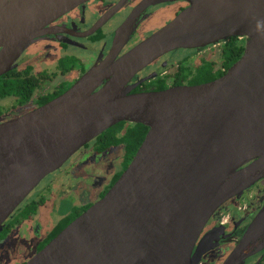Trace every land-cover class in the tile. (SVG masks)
Returning <instances> with one entry per match:
<instances>
[{"label":"water","instance_id":"obj_1","mask_svg":"<svg viewBox=\"0 0 264 264\" xmlns=\"http://www.w3.org/2000/svg\"><path fill=\"white\" fill-rule=\"evenodd\" d=\"M90 0H0V76L65 13ZM176 0H147L172 2ZM172 22L111 55L47 105L0 125V234L27 197L119 123L149 128L128 168L97 203L27 264H199L196 244L225 202L264 178V0H181ZM245 37L242 57L212 82L133 94L129 82L178 49ZM264 247V208L224 264Z\"/></svg>","mask_w":264,"mask_h":264},{"label":"flooded vegetation","instance_id":"obj_2","mask_svg":"<svg viewBox=\"0 0 264 264\" xmlns=\"http://www.w3.org/2000/svg\"><path fill=\"white\" fill-rule=\"evenodd\" d=\"M146 1L90 0L47 25L45 32L22 53L11 69L0 76V125L38 110L65 94L95 64L101 63L111 55L117 32L125 24L132 21L133 32L116 59L121 58L172 22L190 6L188 2L181 0ZM229 43H232L236 49L234 53H230V57H236L240 55V50L243 49L244 53L247 38L233 37L205 47L178 49L165 54L141 70L129 82L128 85L133 86L131 93L162 92L176 87L197 86L223 77L233 66L229 67L227 63V44ZM207 65L209 68H206ZM202 70L206 74L200 75ZM217 75L219 77L215 78ZM209 78L215 79L196 83L198 80ZM91 143L77 152L60 170L47 176L38 185L24 201V203L27 201L28 205L8 220L0 234V241L10 237L18 227L33 223L35 236L33 241H39L35 254L37 255L70 223L105 196L115 184L113 180L119 171L112 173L111 176L103 173L102 160L111 157L110 166L107 168L112 167L119 155H123V149L118 147L97 153ZM79 154L81 155L78 161L81 164L78 175L100 182L97 196L94 199L87 196L84 200L81 193L77 191V187L67 185L66 193L63 197L60 196L62 197L60 201L70 196L73 202L72 211L62 215L52 231L44 236L42 224L37 220L38 211L49 206V197L53 195L52 188L44 183L49 178L57 176ZM30 204L36 212L26 217L30 213L26 212ZM263 208L264 178L244 190L240 196L225 202L213 214L195 247V252L199 248L202 254L199 264H224ZM65 220H69V223L55 237H52L58 226ZM14 249L12 246L8 249L11 261H14ZM30 260H26L24 264ZM243 264H264V247L248 257Z\"/></svg>","mask_w":264,"mask_h":264},{"label":"rangeland","instance_id":"obj_3","mask_svg":"<svg viewBox=\"0 0 264 264\" xmlns=\"http://www.w3.org/2000/svg\"><path fill=\"white\" fill-rule=\"evenodd\" d=\"M80 155L81 154L77 155L74 160L68 163V165H66L57 176L49 178L44 183V185L48 184L53 192V195H50L49 197V206L38 211L39 216L37 220L42 224L44 236L52 231L55 224H57V221L62 218V215L72 211L73 202L70 196H66L60 201L66 193L65 188L67 185H69V187L72 186L73 188L77 187V191L81 193L84 200H86L87 196H90V199H94L97 196V189L99 188L100 182L96 179L83 178L78 175V168L81 164V162L78 161ZM121 158L122 156L119 155V158L113 162V166L109 168H107V166H110L111 157L102 160L104 164V167L102 168L103 173H107L111 176L112 173L115 174L118 172ZM105 186L103 188H105ZM33 228V223L25 224L24 226L18 227L10 237L0 241V264H24L26 260H30L36 254L39 241H33L35 237L33 235ZM11 246L15 248L13 250L14 261H11L9 257L10 255H8V249L11 248Z\"/></svg>","mask_w":264,"mask_h":264},{"label":"trees","instance_id":"obj_4","mask_svg":"<svg viewBox=\"0 0 264 264\" xmlns=\"http://www.w3.org/2000/svg\"><path fill=\"white\" fill-rule=\"evenodd\" d=\"M236 49H234L233 44L229 43L227 44V63L229 64L228 66L230 67L231 65H234L238 59L241 58L243 55V49L239 51L238 56L236 57H230V53H234ZM240 56V57H239ZM239 57V58H238ZM232 67V66H231ZM206 68H209L207 65ZM200 75L206 74L204 70L200 72ZM219 77L217 75L215 78ZM215 78H209V79H201L196 81V83H202L209 81L211 79ZM206 80V81H205ZM149 128L141 125V124H128L125 122L119 123L116 126L110 128L106 132H104L102 135L97 137L91 144L93 145V149L97 153H103L107 150L113 149V148H118L121 147L123 149V155L121 158V162L119 165V173L115 175L113 184L116 183V181L120 178L121 174L128 168L130 165L131 161L133 160L137 150L141 146ZM28 202L26 201L22 207L19 209V212L28 205ZM29 211V215H32L36 212L34 210L33 206L31 207V204L29 205L28 209H26V212ZM69 223L68 221H63L57 228V231L53 233L52 237H55L67 224ZM47 243V242H46Z\"/></svg>","mask_w":264,"mask_h":264}]
</instances>
